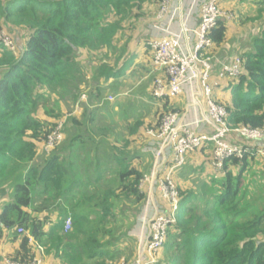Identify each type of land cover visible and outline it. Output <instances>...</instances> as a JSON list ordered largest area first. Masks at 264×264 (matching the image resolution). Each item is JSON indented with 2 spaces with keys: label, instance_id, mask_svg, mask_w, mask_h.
Masks as SVG:
<instances>
[{
  "label": "trees",
  "instance_id": "obj_1",
  "mask_svg": "<svg viewBox=\"0 0 264 264\" xmlns=\"http://www.w3.org/2000/svg\"><path fill=\"white\" fill-rule=\"evenodd\" d=\"M156 1L0 0V31L24 40L18 56L0 43V244H18L13 260L37 256L30 237L63 264L134 257L129 233L146 201L140 184L149 170L143 146L163 115L175 111L158 101L163 109L146 114L144 103L123 98L131 85L114 89L107 82L137 83L151 73L149 60L137 65L130 51L143 24L139 12ZM240 1L246 4L241 23L253 22L257 35L240 54L244 74L225 82L229 101L217 102L233 130H264V0ZM229 30L218 22L208 55L223 50ZM144 48L152 57L147 43ZM84 95L83 113L73 116ZM62 121L61 144L39 154ZM247 143L241 147L257 146ZM178 178L177 223L168 232L163 264H264V163L231 157L223 172L211 175L187 160ZM69 213L73 228L65 233Z\"/></svg>",
  "mask_w": 264,
  "mask_h": 264
},
{
  "label": "built area",
  "instance_id": "obj_2",
  "mask_svg": "<svg viewBox=\"0 0 264 264\" xmlns=\"http://www.w3.org/2000/svg\"><path fill=\"white\" fill-rule=\"evenodd\" d=\"M224 1L160 0L155 19L149 26L152 64L155 71L164 74L155 81L153 97L158 101H169L185 96L194 115L189 110L186 114H164L159 128L149 131L151 140L147 149L154 157L153 168L140 184V191L146 195V238L140 242L134 264H155L169 230L177 223L180 193L174 175L185 165L187 155L212 143V165L217 172H223L225 162L231 157L244 159L249 155L264 163V146L241 147L228 141L230 135L238 133L253 144L264 140V130L246 127L233 130L227 123V109L213 99L217 84L212 82L214 59L207 54L213 46L209 34L218 22L234 19V14L223 8ZM0 43L16 53V40L5 31H0ZM243 74L242 60L237 58L222 65L218 78L238 79ZM109 101L114 98L110 97ZM63 126L60 122L48 137L44 144L46 153L63 141ZM156 195L159 202L152 198ZM71 228L72 218L68 217L65 233ZM18 233L22 235L26 231L19 228ZM30 244L37 245L32 237ZM36 252L38 255L30 262L8 258L6 264H45L44 248L37 246Z\"/></svg>",
  "mask_w": 264,
  "mask_h": 264
},
{
  "label": "rangeland",
  "instance_id": "obj_3",
  "mask_svg": "<svg viewBox=\"0 0 264 264\" xmlns=\"http://www.w3.org/2000/svg\"><path fill=\"white\" fill-rule=\"evenodd\" d=\"M158 1L159 0H157L156 2H152V3L146 4V6L142 10V12H139V13H142V15L144 16V17L142 16L141 17L142 20L139 21L140 22L139 25L143 23L142 26H141L142 34L141 35L135 34V36L133 37L134 41L131 44L132 47H131V51H130V52L136 54L138 57H140V56L144 57L145 56L144 54H142V52L139 53V54L137 53L139 50L142 51V49L140 48V44L142 43L141 47H143L144 43H148L149 44V42H150L149 40H151V38H148V37H147V40H146V34L149 31V26L151 25L153 19H155V15H156V12H157L158 7H159ZM237 2L241 3L242 1H240V0H226V1H224V5L228 6L229 8L233 4L235 5V7L233 8L235 17H234L233 23L231 24V26H229L230 33L228 35V42L222 48L223 50H221L222 56L224 58L221 57V55L218 53V51L213 56V59H214V61H213V65H214L213 75L216 78H218V76H219V74H220V72L222 70V65L226 64V63H230L231 61H233V60H235L237 58H240V54L242 53V51L245 50L250 45V43L252 41L251 37H254L255 35H257V29L256 28H252V25L254 24L253 22L250 23V21H248V20H246L244 18V19H242L243 23H241L240 13H239V10L237 8L239 5H238ZM137 25L138 24H136V27L139 26V25L138 26ZM132 34H133V31L126 32V35H128V36H130ZM85 57H87V55H85ZM88 58H89V56L87 57V59ZM226 58L229 59L228 62H226L227 61ZM94 59H95V57H94ZM224 59L226 61H219V60H224ZM148 60H149L148 67H149V69L151 67L152 70H151V73L148 75L147 79L140 80V81L137 82V84H136L135 81L127 80L126 84L131 85V86H129V88H123V98L127 97L129 99H135L138 102L146 103V106H144L145 108L143 110V112H145L146 114L148 113V110L151 109V107H153V109L155 107L154 106L155 102L153 100H151L149 97L152 94L153 87L155 85V81L158 78L157 77L158 75H156L157 73L153 72L155 70H154V67L152 65V62H150V58ZM148 60H146V61H139L138 60L136 62V64L137 65L146 64V63H148ZM113 61L114 60L111 59V63H113ZM221 62H223L222 65L220 64ZM140 95H143V96L141 97ZM110 97L114 98V101L110 102V103H114L116 101V99H117V98H115L114 95H111V96L108 97V100H109ZM213 99L215 101H217L215 99V97H214V94H213ZM81 105L82 104H76L75 109L73 110V113H72L73 116L76 115L75 112L77 111L78 107H80V110L83 112V107ZM65 109L66 108L64 107V111H65ZM115 110L118 111L117 108ZM42 115H43V111H40L39 116H42ZM71 115H68V116L70 117ZM151 120L152 119H150L148 117L146 119V122L149 123V122H151ZM62 122L64 123V121H62ZM40 153H45L44 144L42 146H40L39 154ZM153 159H154V157H153ZM187 160H189V155L186 156V162H187ZM181 169L177 170L176 173L180 172ZM177 179L180 181V178H178V176H177ZM178 183H179L180 188H181L182 182L180 181ZM186 184L187 183L184 184V188L185 189L192 186L191 183H188L187 186H186ZM179 185H178V188H179ZM179 193H180V191H179ZM145 203H146V201H145ZM144 212H145V205L142 207L140 213H138L137 222H136V224L134 225V227L131 229V231L129 233V235L134 239V244H135V255H134V258H132L129 262H126L123 259L120 264H134V262L137 260L136 258H137L138 252H139L140 242H143L145 240V238H146V230L144 229L145 228L144 220H145L146 213H144ZM69 217L72 218V215L70 213H69ZM57 218H58V214H55L52 217V219L54 221H56ZM72 228H73V218H72ZM72 228H71L70 232L72 231ZM164 252H165V249H163L161 251L160 255L156 259V263L155 264H163L162 259H163V256H164L163 255Z\"/></svg>",
  "mask_w": 264,
  "mask_h": 264
},
{
  "label": "crops",
  "instance_id": "obj_4",
  "mask_svg": "<svg viewBox=\"0 0 264 264\" xmlns=\"http://www.w3.org/2000/svg\"><path fill=\"white\" fill-rule=\"evenodd\" d=\"M238 5L239 6L237 8L240 11L246 4L238 3ZM234 7H235L234 4L230 8L228 6H226V5H223V8L226 11L232 12L233 14H234V11H233V8ZM234 17H235V14H234ZM223 22H224V24L231 26V24L233 23V20H231V21H225L224 20ZM140 29H141V31H140L139 35L142 34V28H140ZM229 33H230V30H229ZM229 33H228V35H229ZM151 35H152L151 32L148 31V33L146 34V40H147V37L148 38H151ZM16 43H17V51H16L15 55L18 56L19 53H20V50L24 47V40L22 39V36L21 35H19V36L16 37ZM141 44H140V48L142 49V51L139 50L137 53L139 54V53L142 52V54H144L145 56L144 57H142V56L138 57L137 61L138 60L139 61H146L149 58L152 61V57L150 56L151 55V52L149 51V55H147L146 49L144 48L145 43L143 44V47H141ZM218 53L221 55V57H223L222 56L221 49L218 50ZM226 60L224 59V60H219V61H226V62H228L229 59L226 58ZM222 63L223 62H221L220 64L222 65ZM153 72L157 73L156 74V75H158L157 77H164V74L162 72H157V71H153ZM226 81L227 80H220L219 78H216L213 75L212 82H213V84H217L215 86V88H214V97H215V99L217 101H220V102H227V101H229V98H230V90L227 88V87H229L228 86L229 84L225 83ZM107 83H109L111 85L113 84L114 85V89H115L117 86H121L122 87L123 84H126V79L125 78L124 79L122 78V79H119V80H116V81H115V79H113V80H110ZM140 96L142 97L143 95H140ZM84 97H85V100H83ZM115 98H117V97H115ZM88 100H89L88 99V96L87 95H84L81 98V104L88 103ZM109 102H113V101H109ZM154 102H155L154 103V106H155L154 107V110H156L158 108L159 109H163V106L164 105H162V104L163 103H168L169 104V107H173V109H174L175 112H179L181 114H186V112L189 110V112L192 111V114L194 115L193 109H192V107H190V105H189L190 103L188 102V100L186 99L185 96H181V97H179L177 99H174V100L164 101V102H162V104L158 103V100H157V102L156 101H154ZM142 103H144V102H142ZM144 104L146 106V103H144ZM151 108L153 109V107H151ZM75 113H76V115H81L83 112L80 110V107H78V109H77V111ZM192 114L189 115V116H192ZM146 140L147 141H146L145 145L143 146V150L142 151L144 152V154H145V156L147 158V164L149 165V170H148L147 173H145V176H148V175H150V173L152 171L153 162H154L153 155H152L151 151L147 149V145H148V143L151 140V136L149 135V133H147ZM230 141L233 144L238 145V146H242V145L248 144L247 141H245L241 137V135H239L238 133H233L230 136ZM253 144H255L257 146H264V140L255 142ZM208 145H209L208 148L206 147L207 149L205 148L206 150L204 152L199 151V152H195V153L189 154V160L188 161H189V163L191 165H194L195 167L200 166V165H204V167H205V174L207 173V174H211V175L212 174H217L218 175L219 172H217L213 168V165H212V157H213V148H214V146H213L212 143H210ZM210 146H212V147H210ZM261 167H263V166H261ZM176 172H175L174 178H175L176 183H178L179 180L177 179V176H178V173L179 172L178 173H176ZM177 185H179V183ZM152 198H154L155 201L159 202L158 195L152 196ZM152 206H156V205H154V203H152ZM37 246H39L38 243H37V245H32V247H34V251L35 252L37 250ZM17 248H18V244H13V243L7 242L6 240L3 241L0 244V264H6V260L9 257H11V255H13L15 253V251L17 250ZM38 253L39 252H37V255H38ZM44 258H45V264H63L60 260H57V259L53 258V256H49L46 253H44Z\"/></svg>",
  "mask_w": 264,
  "mask_h": 264
}]
</instances>
